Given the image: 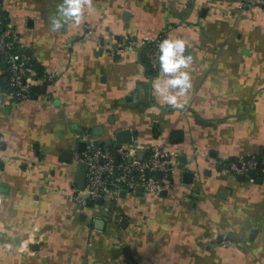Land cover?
Listing matches in <instances>:
<instances>
[{"label": "crops", "instance_id": "0c3cea01", "mask_svg": "<svg viewBox=\"0 0 264 264\" xmlns=\"http://www.w3.org/2000/svg\"><path fill=\"white\" fill-rule=\"evenodd\" d=\"M241 1L83 0L79 23L52 30L62 0H0L38 73L57 76L14 102L0 55V264H264V172L227 171L264 162V7ZM157 37L192 56L176 105L144 57ZM122 131L167 145L176 192L78 207L75 153Z\"/></svg>", "mask_w": 264, "mask_h": 264}, {"label": "built area", "instance_id": "2783aa9c", "mask_svg": "<svg viewBox=\"0 0 264 264\" xmlns=\"http://www.w3.org/2000/svg\"><path fill=\"white\" fill-rule=\"evenodd\" d=\"M264 7V0H242L241 10ZM161 38H145L141 45L147 64L158 74L159 44ZM127 44L133 46L130 39ZM0 55L6 65L8 88L6 95L14 102H24L33 97L37 84L50 86L57 78L46 72L41 76L30 57L27 56L17 29L11 24L0 2ZM4 135L0 130V157L4 145ZM172 152L165 143L140 146L137 141L108 147L94 140L86 142L83 152H76L74 161L87 165L85 187L80 189L73 184V198L80 208L96 207L102 200L103 207L109 210L108 202L118 201L122 193L136 194L139 189L146 196L176 192L173 178L175 165ZM227 171L238 176H251V172H264V162L255 157L240 156L227 163Z\"/></svg>", "mask_w": 264, "mask_h": 264}, {"label": "clouds", "instance_id": "9594fccd", "mask_svg": "<svg viewBox=\"0 0 264 264\" xmlns=\"http://www.w3.org/2000/svg\"><path fill=\"white\" fill-rule=\"evenodd\" d=\"M83 9V0H62L58 4L56 15L51 18L52 30H58L65 22L79 23ZM185 50L186 42L182 38H165L159 44V71L166 79L163 83L155 82L154 87L166 102L173 105L178 104V97L191 87L190 73L186 69L192 61V56L186 55Z\"/></svg>", "mask_w": 264, "mask_h": 264}, {"label": "water", "instance_id": "95a60500", "mask_svg": "<svg viewBox=\"0 0 264 264\" xmlns=\"http://www.w3.org/2000/svg\"><path fill=\"white\" fill-rule=\"evenodd\" d=\"M126 135H130V133L126 132V131H122V132H119L116 137H117V142L119 144H125V143H128V142H131V137L130 138H124V136ZM84 146V144H82ZM101 145H104V146H112V143H106V144H101ZM81 151H84V148H82ZM251 174H253V172H251ZM86 176H87V165L86 164H82L81 167H80V171H79V174H78V178H77V186L78 188L80 189H83L85 187V182H86ZM138 194H143V190L142 189H139L137 191ZM163 195H166V193H162ZM125 193H122V196L125 197ZM100 203H102V200H99ZM100 223V222H98Z\"/></svg>", "mask_w": 264, "mask_h": 264}, {"label": "trees", "instance_id": "16d2710c", "mask_svg": "<svg viewBox=\"0 0 264 264\" xmlns=\"http://www.w3.org/2000/svg\"><path fill=\"white\" fill-rule=\"evenodd\" d=\"M257 172H260V171H256L254 174L251 175V177L254 178V179H258L262 174L261 173H257Z\"/></svg>", "mask_w": 264, "mask_h": 264}]
</instances>
